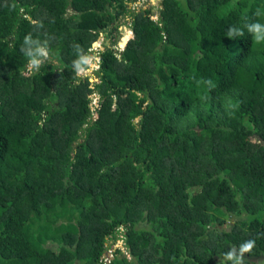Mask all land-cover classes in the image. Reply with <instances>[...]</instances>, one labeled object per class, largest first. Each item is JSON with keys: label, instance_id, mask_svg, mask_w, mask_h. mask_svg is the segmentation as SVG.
I'll list each match as a JSON object with an SVG mask.
<instances>
[{"label": "trees", "instance_id": "trees-1", "mask_svg": "<svg viewBox=\"0 0 264 264\" xmlns=\"http://www.w3.org/2000/svg\"><path fill=\"white\" fill-rule=\"evenodd\" d=\"M136 1L0 0V264H231L250 239L264 257V42L245 27L264 0H161L155 19ZM102 32L91 81L74 62Z\"/></svg>", "mask_w": 264, "mask_h": 264}, {"label": "clouds", "instance_id": "clouds-1", "mask_svg": "<svg viewBox=\"0 0 264 264\" xmlns=\"http://www.w3.org/2000/svg\"><path fill=\"white\" fill-rule=\"evenodd\" d=\"M245 27L247 28V31L254 37L257 43L264 42V24L259 23V22H254V23H249L245 25ZM243 35H244V30L236 26H230L227 29V33H226V37L229 39H236L237 37H242ZM123 37H121L120 42L122 41ZM129 38H126L127 41ZM96 46L97 45L95 41L93 42L92 47L89 48L88 55H90V58L86 56H81L80 59L74 62L76 71L79 74H84L86 71L84 66L90 63L92 64L94 62L95 57H99L98 56L99 51L97 52L96 49H93V47H96ZM101 46H103V44H101ZM21 51L23 52L25 57H27L28 69L30 72L39 71V69L42 66H44L45 62L49 59V49L47 48V45L44 43H41L39 40L33 39L30 34L24 37L23 46L21 48ZM91 52L92 53L95 52V55L90 54ZM90 60H92V62ZM96 79L98 80L97 77ZM204 83L209 88L214 87L211 80H205ZM254 246H255V241L250 239L244 242L242 245H240L238 249L232 248L227 253H225V259L227 261H230L231 264H245V260L253 261L254 259L248 257L247 253L251 252ZM261 258H264V257H261Z\"/></svg>", "mask_w": 264, "mask_h": 264}, {"label": "rangeland", "instance_id": "rangeland-1", "mask_svg": "<svg viewBox=\"0 0 264 264\" xmlns=\"http://www.w3.org/2000/svg\"><path fill=\"white\" fill-rule=\"evenodd\" d=\"M149 6H153L152 10L154 11V14L152 16V18H157V14H158V9L161 8V0H137L135 3L132 4H128V7L136 8V7H141V8H147ZM118 23H121L119 26V32L113 33L114 35V40L116 42V46L118 44V42H120L121 37H123L124 35V39L126 38V34L128 33L129 29V17H121L120 20L118 21ZM122 42V41H121ZM103 44V46L105 47L106 45H110V38L107 37L105 35V33H100L98 39L96 40V45H101ZM115 46V47H116ZM88 58H90V55H88ZM92 62V60H90ZM97 67L94 64H88V68L86 69L84 74H81L82 76L85 75H89L91 81H96V75H95V71H96ZM96 79V80H95ZM97 102V95L93 94L92 95V104H96ZM95 117V116H94ZM229 221L228 222H233V218L232 217H228ZM110 243V241L108 242ZM116 248H120L121 250L125 251V248L123 246L122 240L119 239L116 242L112 243L111 246L106 250V256L109 258H112L114 256V251ZM245 255V254H244ZM248 264H264V258H260V259H254L253 261L250 260L248 262Z\"/></svg>", "mask_w": 264, "mask_h": 264}, {"label": "built area", "instance_id": "built-area-1", "mask_svg": "<svg viewBox=\"0 0 264 264\" xmlns=\"http://www.w3.org/2000/svg\"><path fill=\"white\" fill-rule=\"evenodd\" d=\"M131 36H132V31L129 30L128 33H127L126 38H129V37H131ZM103 48H104V46H101V45H98V46H96V47H93V49H96L97 52H98L99 50H102ZM116 48H117V50H121V51H122L123 48H124V44H122L121 42H118ZM98 61H99V57H95L94 62H93L92 64L95 63L96 67H98V65H97V64H98ZM104 258L107 259V260L111 259V258H109V257H107V256H104Z\"/></svg>", "mask_w": 264, "mask_h": 264}, {"label": "water", "instance_id": "water-1", "mask_svg": "<svg viewBox=\"0 0 264 264\" xmlns=\"http://www.w3.org/2000/svg\"><path fill=\"white\" fill-rule=\"evenodd\" d=\"M122 41H124V44H126L127 43V39L125 38H122Z\"/></svg>", "mask_w": 264, "mask_h": 264}]
</instances>
